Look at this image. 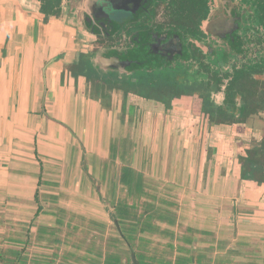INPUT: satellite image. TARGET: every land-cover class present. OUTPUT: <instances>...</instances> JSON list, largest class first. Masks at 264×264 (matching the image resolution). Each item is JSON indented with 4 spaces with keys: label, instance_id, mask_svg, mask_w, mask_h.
<instances>
[{
    "label": "crops",
    "instance_id": "obj_1",
    "mask_svg": "<svg viewBox=\"0 0 264 264\" xmlns=\"http://www.w3.org/2000/svg\"><path fill=\"white\" fill-rule=\"evenodd\" d=\"M214 2L204 29L239 14L240 0ZM81 3L0 0V224L13 221L14 248L30 264H264V184L240 164L261 128L211 125L192 97L103 104L96 76L75 71L95 41Z\"/></svg>",
    "mask_w": 264,
    "mask_h": 264
},
{
    "label": "trees",
    "instance_id": "obj_2",
    "mask_svg": "<svg viewBox=\"0 0 264 264\" xmlns=\"http://www.w3.org/2000/svg\"><path fill=\"white\" fill-rule=\"evenodd\" d=\"M167 5L161 14L160 27L173 28L182 38L202 36L201 25L209 15L208 0H166ZM241 20L245 22L242 34L249 35L253 48L250 57L244 56L234 62L228 72L209 68L200 62L190 79L183 76L182 88L178 80L167 71H153L150 74H138V88L133 95L164 104L169 107L179 97L197 95L201 102V113L211 125L245 124L250 118L264 112V0H240ZM155 18L156 13H151ZM150 20V19H149ZM161 29V28H160ZM105 79L102 78V81ZM112 89V80H105ZM117 84V82H115ZM130 80L121 82L126 96L130 93ZM99 89V86H98ZM103 93V92H101ZM217 97L220 99L217 100ZM241 179L264 184V137L245 150L240 159ZM6 247L0 248V264H30L25 247L14 248V238L5 240ZM123 241L132 249V241ZM17 243L20 242L17 240ZM28 245V242L26 243ZM117 257V264H119ZM106 264H113L108 259ZM130 264V263H127Z\"/></svg>",
    "mask_w": 264,
    "mask_h": 264
},
{
    "label": "flooded vegetation",
    "instance_id": "obj_3",
    "mask_svg": "<svg viewBox=\"0 0 264 264\" xmlns=\"http://www.w3.org/2000/svg\"><path fill=\"white\" fill-rule=\"evenodd\" d=\"M214 1L207 2L209 15L213 9H218ZM166 5V0H108L107 8L98 7L92 17L99 19L85 23L88 32L95 36L94 51L87 57L90 72L100 73L98 78L109 75L112 82H117L113 88L116 92L123 93L116 86L130 80L134 86L131 84L129 88L134 94L139 84L136 76L141 73L167 71L182 88L183 76L190 79L198 62L226 73L232 63L252 55L253 48L247 43L250 37L241 32L245 25L241 20L243 11L233 16L236 20L214 30L203 28L206 19L200 27L202 36L198 40L191 36L182 38L173 28L160 27ZM151 13L157 16L153 18ZM123 14H129L130 20L118 21ZM195 96L196 102L201 103L197 95L190 97L195 100Z\"/></svg>",
    "mask_w": 264,
    "mask_h": 264
},
{
    "label": "rangeland",
    "instance_id": "obj_4",
    "mask_svg": "<svg viewBox=\"0 0 264 264\" xmlns=\"http://www.w3.org/2000/svg\"><path fill=\"white\" fill-rule=\"evenodd\" d=\"M82 4L83 3H81V8H82L83 12H85V13L88 12V10L86 9L85 5H82ZM129 17H130L129 14L119 15L118 21L121 20V22L124 23L125 21H129L130 20ZM86 18H88L91 23L96 22L99 19V18H97V20H96V18H93L92 16H91V18L90 17H86ZM87 57H89V56L88 55H85V58L82 59V61L80 63V66L75 67V71L78 72V73H80L81 75H86V77L88 79H89L88 75L94 74L95 76H97V77H95V78H93V79L90 80V82H91V92L94 95H97L98 97H100L101 92L105 93L107 96L104 97V98H102V100H101L103 102V104H106V103H108L110 101L115 100L114 97H116L117 96V93H119V92H115L114 89H112L110 87L112 85H110L107 82H105V80H108L109 79V75L108 76L107 75H104L103 77L98 78L99 75H100V73H98V72H96V73L90 72V67L91 66L89 65V62H88L89 59H87ZM85 59H87V61ZM102 78H104L105 80L102 81ZM98 86H99V89H98ZM113 86H115V83L113 84ZM120 87H121V85H119V88ZM118 96H119V94H118ZM119 99H120V97L118 98V100ZM176 99L177 100H174L173 103H178L179 102V98H176ZM195 100H197V97L195 98ZM195 100H193V101H195ZM253 120L256 121L255 123H253V125L255 127H257V128L258 127L261 128L262 135H264V112L261 113L257 117L254 116L253 117ZM14 230H15V227H14L13 221L1 223L0 224V241H1L2 238L6 239V240L9 239V238H13L14 237V233H15ZM4 245L6 246L7 245V242H5Z\"/></svg>",
    "mask_w": 264,
    "mask_h": 264
},
{
    "label": "water",
    "instance_id": "obj_5",
    "mask_svg": "<svg viewBox=\"0 0 264 264\" xmlns=\"http://www.w3.org/2000/svg\"><path fill=\"white\" fill-rule=\"evenodd\" d=\"M81 1V0H80ZM107 2L108 0H82V5H85L86 9L88 12H84L83 15L86 17H91L93 16V13L95 10L99 7L100 9H105L107 8ZM83 11V10H82ZM131 260L133 264H137L135 257L132 255Z\"/></svg>",
    "mask_w": 264,
    "mask_h": 264
}]
</instances>
